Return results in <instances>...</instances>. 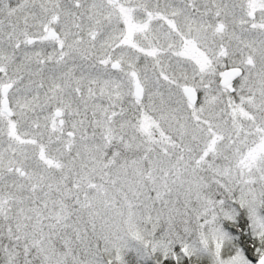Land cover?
<instances>
[{
	"label": "snow or ice",
	"instance_id": "snow-or-ice-1",
	"mask_svg": "<svg viewBox=\"0 0 264 264\" xmlns=\"http://www.w3.org/2000/svg\"><path fill=\"white\" fill-rule=\"evenodd\" d=\"M0 264H264V0H0Z\"/></svg>",
	"mask_w": 264,
	"mask_h": 264
}]
</instances>
